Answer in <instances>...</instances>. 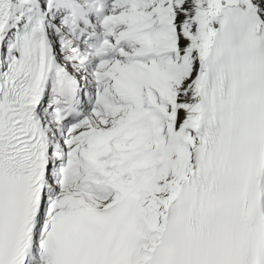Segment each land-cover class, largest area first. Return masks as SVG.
<instances>
[{"label": "snow or ice", "instance_id": "obj_1", "mask_svg": "<svg viewBox=\"0 0 264 264\" xmlns=\"http://www.w3.org/2000/svg\"><path fill=\"white\" fill-rule=\"evenodd\" d=\"M0 264H264V0H0Z\"/></svg>", "mask_w": 264, "mask_h": 264}]
</instances>
